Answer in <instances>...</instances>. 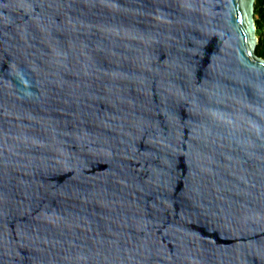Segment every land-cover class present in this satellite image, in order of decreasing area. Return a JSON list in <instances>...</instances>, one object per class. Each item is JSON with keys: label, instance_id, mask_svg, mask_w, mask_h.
<instances>
[{"label": "water", "instance_id": "obj_1", "mask_svg": "<svg viewBox=\"0 0 264 264\" xmlns=\"http://www.w3.org/2000/svg\"><path fill=\"white\" fill-rule=\"evenodd\" d=\"M255 0H0V264H264Z\"/></svg>", "mask_w": 264, "mask_h": 264}, {"label": "trees", "instance_id": "obj_2", "mask_svg": "<svg viewBox=\"0 0 264 264\" xmlns=\"http://www.w3.org/2000/svg\"><path fill=\"white\" fill-rule=\"evenodd\" d=\"M264 0H255L254 3V24L255 32L258 37L257 45L255 47V54L264 59V13L261 10Z\"/></svg>", "mask_w": 264, "mask_h": 264}, {"label": "built area", "instance_id": "obj_3", "mask_svg": "<svg viewBox=\"0 0 264 264\" xmlns=\"http://www.w3.org/2000/svg\"><path fill=\"white\" fill-rule=\"evenodd\" d=\"M261 10L264 13V4L262 5Z\"/></svg>", "mask_w": 264, "mask_h": 264}, {"label": "rangeland", "instance_id": "obj_4", "mask_svg": "<svg viewBox=\"0 0 264 264\" xmlns=\"http://www.w3.org/2000/svg\"><path fill=\"white\" fill-rule=\"evenodd\" d=\"M262 32L264 33V28H263Z\"/></svg>", "mask_w": 264, "mask_h": 264}]
</instances>
